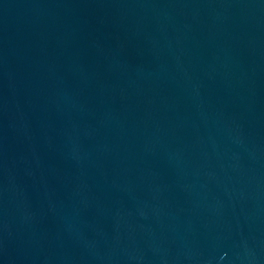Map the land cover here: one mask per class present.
I'll return each mask as SVG.
<instances>
[{
	"label": "water",
	"instance_id": "water-1",
	"mask_svg": "<svg viewBox=\"0 0 264 264\" xmlns=\"http://www.w3.org/2000/svg\"><path fill=\"white\" fill-rule=\"evenodd\" d=\"M0 264H264V0H0Z\"/></svg>",
	"mask_w": 264,
	"mask_h": 264
}]
</instances>
